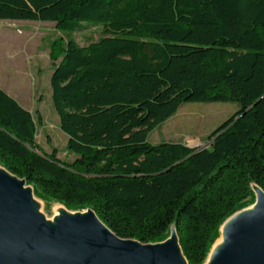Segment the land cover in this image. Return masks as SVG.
I'll return each instance as SVG.
<instances>
[{
	"label": "trees",
	"instance_id": "obj_1",
	"mask_svg": "<svg viewBox=\"0 0 264 264\" xmlns=\"http://www.w3.org/2000/svg\"><path fill=\"white\" fill-rule=\"evenodd\" d=\"M0 20L54 23L52 103L67 162L0 88V166L46 201L90 208L121 239L164 241L203 264L223 222L264 191V0H0ZM99 27L79 45L72 34ZM188 102L239 109L208 146L151 143Z\"/></svg>",
	"mask_w": 264,
	"mask_h": 264
},
{
	"label": "water",
	"instance_id": "obj_2",
	"mask_svg": "<svg viewBox=\"0 0 264 264\" xmlns=\"http://www.w3.org/2000/svg\"><path fill=\"white\" fill-rule=\"evenodd\" d=\"M25 185L0 168V264H187L174 227L164 241L143 244L116 236L93 210L63 212L51 224ZM252 191L255 204L223 222L221 244L203 264H264V191Z\"/></svg>",
	"mask_w": 264,
	"mask_h": 264
},
{
	"label": "rangeland",
	"instance_id": "obj_3",
	"mask_svg": "<svg viewBox=\"0 0 264 264\" xmlns=\"http://www.w3.org/2000/svg\"><path fill=\"white\" fill-rule=\"evenodd\" d=\"M100 36V28L90 26L72 34L79 45L96 41ZM66 39V34L57 31L51 22L0 20V88L34 115L35 141L39 151L49 154L55 150L58 158L71 162L74 156L67 150L68 138L60 128L50 86L54 68L52 45ZM238 109L239 105L235 102L184 103L173 116L149 133L148 141L154 144L183 143L190 147L208 145L210 133ZM25 189L29 191L36 211L51 224L63 212L81 215L92 210H70L58 202L42 199L31 185L26 184ZM253 195V202L245 208L251 209L255 204L256 197ZM222 238L219 229V236L213 242L205 262L217 241H220L217 246L221 244Z\"/></svg>",
	"mask_w": 264,
	"mask_h": 264
},
{
	"label": "bare ground",
	"instance_id": "obj_4",
	"mask_svg": "<svg viewBox=\"0 0 264 264\" xmlns=\"http://www.w3.org/2000/svg\"><path fill=\"white\" fill-rule=\"evenodd\" d=\"M235 216H237V215H235ZM229 222V221H228ZM218 243L220 242V241H217ZM217 243V244H218ZM217 244L216 245H214V248H213V250L216 248V246H217ZM209 260H210V256H209V258L207 259V261L206 262H209Z\"/></svg>",
	"mask_w": 264,
	"mask_h": 264
}]
</instances>
